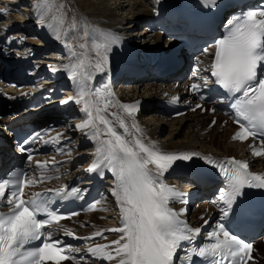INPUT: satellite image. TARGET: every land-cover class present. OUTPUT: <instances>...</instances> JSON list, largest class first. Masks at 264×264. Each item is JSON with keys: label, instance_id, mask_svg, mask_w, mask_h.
I'll return each mask as SVG.
<instances>
[{"label": "snow or ice", "instance_id": "1", "mask_svg": "<svg viewBox=\"0 0 264 264\" xmlns=\"http://www.w3.org/2000/svg\"><path fill=\"white\" fill-rule=\"evenodd\" d=\"M203 2L206 7H215L217 0ZM35 7L50 14L59 11L56 0H40ZM225 28L223 38L215 45L211 76L234 98L230 107L240 130L233 140L244 141L250 136L264 138V76L258 75V69L264 68V9L233 16L226 21ZM56 38L59 39V35ZM116 42L115 38H111L110 43ZM110 43L104 45L102 52L96 50L99 59L94 63L86 62L84 53H81L76 64L65 66L69 79L77 87L76 96L70 99H74L76 104L83 103L81 110L86 116L85 122L78 127L81 130L91 128L92 131L86 135L96 143V158L88 171L101 177L104 169L112 173L114 187L111 195L121 213V226L108 230L121 233L119 239L113 240L110 245L90 247V255L103 261H116V264H175L176 261L194 264L193 255L201 258L203 264H246L245 257L252 259V245L230 233L223 222L207 233L204 243L188 249L184 257L178 256V251L195 243L201 229L190 227L181 219L183 211L177 212L169 206L170 203H185L186 200L183 193L165 183L164 174L176 161H191L194 157L218 168L225 183L219 195L224 205L221 208L223 217L228 216L245 188L264 189V175L250 172L247 162L234 158L213 161L198 153H162L154 144L146 145L142 138L133 136L129 141L125 138L132 135L129 126L118 114L109 113L124 130V135H121L103 114L111 102L100 90L85 87L92 78L90 69L105 71ZM207 82L205 80V85ZM190 90L198 93L200 85L194 83ZM105 91L108 97L112 95L107 89ZM102 97L103 108L99 103ZM94 100L96 103H93ZM120 108L132 119L131 128L139 132L135 122L139 102L134 105L121 104ZM192 110L195 111V108ZM99 125H103V128ZM101 134L106 138L101 139ZM253 155L264 156V148L256 150L253 147ZM149 165L154 166L155 172ZM37 167L43 165L38 164ZM25 176L26 173L14 172L8 178L0 179V207L7 205L9 209L7 213L0 212V264H47L48 261L62 264L74 259L70 249L52 238L54 232L50 230L52 224L58 225L68 217L50 207L51 196L38 193L24 199L25 187L42 182V179H25ZM80 193V189L72 188L57 191L55 196L80 199ZM41 215L45 219H39ZM65 234L74 235L68 230H65ZM95 235L102 234L98 232Z\"/></svg>", "mask_w": 264, "mask_h": 264}, {"label": "bare ground", "instance_id": "2", "mask_svg": "<svg viewBox=\"0 0 264 264\" xmlns=\"http://www.w3.org/2000/svg\"><path fill=\"white\" fill-rule=\"evenodd\" d=\"M3 1L6 2V0H3ZM18 1L20 3L24 2L22 5L27 4V3H25L27 0H12V2H14L15 4ZM37 1L40 2V0H37ZM105 1H107V0H105ZM105 1H103V0H78V1H76L78 9H76L77 11H75L74 14L72 13L73 15L70 16V19H69V26L63 30H60V28L53 26V24L47 25L46 24L47 20L44 19L46 16H43L42 19H44V21H42L43 22L42 26H45V27H43L42 29L46 30V33L45 34L42 33L40 35V37H41L40 41L44 45H41V42H40L41 46L38 47L39 49L36 47L34 49V47L31 46V48H30L29 45H25L23 43L22 45H17L15 48H17L18 50H23L26 48L25 51H29L31 53V55H33V54L37 55L40 48L44 46V49L46 51L50 52L49 55L54 54V56H52L53 58H48V60L51 59L55 65L48 63V62H47V64H51L52 66H49V67H51L52 69L53 68L56 69V67L57 68L58 67L59 68L64 67L65 70L62 72V74H60L57 77L64 84L61 89L66 90V89H68L67 87L70 86L69 82H72L73 80L69 79L68 71H67L65 66L76 64L77 59L81 57V53H84L83 58L85 59L86 62L91 61L94 63L97 59H99L96 50L99 49L102 52L104 45L106 43H110L111 38H115V40L117 42L116 43H110V50L107 52V61L108 62L105 66V71L104 72H97V71H95L94 68L90 69V71L92 72V78L86 82L85 87L90 88L93 91L100 90L101 92L104 93V96L107 97V99L111 102L110 106L108 107L107 112H105L103 114L105 116H107L109 120L112 121V126L115 127L121 135H124V130L119 127L117 119L114 116L108 115L109 113L118 114V116L120 118L124 119L126 125L129 126V131L131 132L132 135L126 136L125 138L127 140L131 141L133 136L142 138L143 142L146 145H153L154 144L156 146V148L160 152H163V153L185 152V151H187V148H186L187 143H183V142H185V140L190 141L191 143H193V142L202 143L201 140L207 139L210 136V134L212 133L213 135H212L211 143L207 144V143L203 142L202 148H204V150H208L209 152H213V149L215 148L214 153L216 155L218 154V155L226 156V157H232L233 155L242 156V154H244V152L246 150V146L242 145L240 143L231 142V138H232V134H233L234 129H233V126H231L230 122H227L224 125L225 127L222 130V133L220 134V135H222V138H226L225 139V142H226L225 146H222L220 142H217L218 139L216 140L217 135H215V133L222 128L221 124L224 123V121L226 120V118H223L222 116L221 117L217 116V115L212 116L209 113H207L206 115L203 116V115H201V113L197 112V113L186 114L184 118L171 119L172 121L170 123V126L176 128L177 132L172 131V132H170V136L166 140L158 141V139L160 137H162L161 136L162 130L160 129V127H158V126L153 127L150 124L156 123V122L160 123L166 117L163 116L162 118H160L162 120H160L159 118H157V117H161V116H158L156 108H152V110L151 109L146 110L145 114H147L146 115L147 120H146V118L135 119V122L139 126V129H140L139 132H137L135 129L131 128V125L133 123L132 119L119 110L118 105H119L121 99L115 95V93L112 91V88H109L108 85H107V87L104 86V88H102V89H97L96 84L99 82V80L101 78H103V80H104L105 77L107 79L112 77L115 74L116 69H119V67H121L120 66L121 64H125V63L130 62L128 57L126 56L127 54L135 57L137 50L136 49L135 50L129 49V47L125 46L126 44H129L130 46H134L133 44L135 43V41H137V43H138V40L143 41L142 39H145L148 36L150 37L153 35H150L148 33L149 35L144 36V38L141 37V35L139 36L136 33H130L129 35H126V33H123V29H121V28H123V26H121V25H116L115 23H109L106 26L102 25L99 27V26H96V24L94 25V24L90 23L89 18H88L89 16H91L93 19H96L99 21L112 22L118 18L116 12H118L120 10L123 11L124 7L121 5L122 3H120V1L118 3L117 2L118 0H117L115 2V4L113 3L115 8H112L111 6H109V3L106 4ZM111 1L112 0H110V2ZM133 1H134V3L132 5L130 14H132V13H134V14L131 16L132 18L129 20L130 22L127 23L126 25H127V28H129V30H131V29H134V27H136L139 22L143 21L142 19H146V21L144 22V23L147 22V25H144L146 27L141 28V29H143L141 31L142 34L146 33L144 31L147 29L148 24H150L151 22H157L158 23V22L162 21L166 12L173 9L174 7L179 5V3H180V0H165V1L164 0H157V2L160 3L159 4V6L161 7L160 9H157V10L153 9V11L146 10L145 12H143L142 15L140 14L139 16H137L135 14L136 11H140L141 9L147 8L148 7L147 2L144 0H132L130 2H133ZM76 2H75V4H76ZM130 5H128V6H130ZM11 6H12V4H11ZM5 8H2V9H5ZM8 8L9 9L11 8L9 6V4L7 5L6 11H5V16L10 15V14H8V12H10V10ZM22 9H24V8H22ZM24 10H26V9H24ZM79 11H81L83 14H79ZM84 11H85V14H84ZM124 12H125V10H124ZM26 17L27 18L31 17V18L35 19L34 17H36V15L33 16L31 14V11H29V13L26 14ZM7 19L8 20H15L16 18L14 19V17L13 18L7 17ZM40 19H41V16H40ZM17 29H19V30H17L15 32L17 34L16 37L19 36L20 38H22L21 36L25 35L26 33H29V31H30L25 26V24H24V26L23 25L18 26ZM6 30L7 29H3L2 32L6 31ZM30 34H31V32H30ZM57 35H59V37H60L59 39L56 38ZM126 36L127 37L129 36V37L127 38ZM160 37L161 36L158 33H156L152 37V39H153V41L156 42V41L160 40ZM8 38H10V39H8ZM11 39H13V38L9 36V32H7L6 34H3V35L0 34V44H6L5 46L10 45V44H12ZM147 41H148V38H147V40L143 41V43L145 44ZM0 53H1V55L5 56V57L13 56V55L21 56L20 54H17L14 51H7L6 52L4 50L3 52L0 51ZM39 55L41 56V53ZM212 55H213L212 51H209L206 54H203L200 57V59H201L200 63L203 66H205L206 63L211 60ZM67 56H69L68 57L69 59L66 58ZM73 57H75V60L70 61V59H72ZM67 60H69L70 62H66ZM11 64H13V66L17 67V68L20 67V68L29 69L30 68L29 66L31 65V59L28 57H18V58H15L14 60L12 59ZM51 68H50V70H51ZM55 69H53V70H55ZM34 81H36V79ZM123 81H128L127 83H135L134 82L135 80L128 78V77L123 79ZM73 82H72V85L69 87L70 92H72ZM41 83L44 84L45 82L43 83V81H42ZM138 83H140V80L138 81ZM57 84H58L57 82L56 83L54 82V84H53V85H55L54 87H43V86L42 87L48 88V89H50V92H52L53 89H51V88H55ZM108 84H110V83H108ZM105 89H107V91L111 92L112 95L110 97L107 96V92L105 91ZM121 89H123V88H121ZM171 90H173V86H171ZM58 93H60V90L56 89V93L53 94V92H52L50 95H52V97H55V98L59 97L58 99H62V98H60V97H62V95H58ZM137 94L135 95L134 93H132V96H134V98H136V97L139 98L137 96ZM75 96H76V93L73 96V98ZM160 99H157V100H160ZM65 100L69 101L70 102L69 105H71V106H69V107L65 106L64 107V110H65V111H63V112H65L64 114H68V116H70L71 114H76L79 118L83 119V123H84L86 120V116H85V113L81 110L83 108V103L76 104L74 102V99H72V101H71L70 99L65 98ZM58 102L60 103V101H57V103ZM93 103H96V101L94 100ZM99 103H100V107L103 108V106H104V98L103 97L101 98ZM70 108H71V111L68 110ZM73 108H74V110L72 111ZM17 110L21 111V112H17V113L13 112L12 113L13 117L25 116L30 112V110H28V109H17ZM93 112L95 114L94 109H93ZM60 115L56 116V114H55V117H52V118L53 119L55 118L57 120V118H59ZM216 117H218L219 120L216 122L215 129L208 132V134H205V131L208 130L210 123ZM208 119H209V121H207ZM71 124L72 123H69V121L67 119H63L61 121V125H62L61 129L63 131H66V133L63 134L62 136H60L59 140L62 139V140L70 141V142H68L69 143L68 146H70V148H69L70 154L65 156V157L63 156V157L59 158L61 161L62 171H68L77 162H79V163L82 162V163H81V167L78 170H75L73 174H70L69 176L66 177V179L64 181L66 185H67V183L72 182V180L75 176L82 175L83 171L86 168H88V166L91 163V158L94 156L95 150H96L95 141L93 139H91L88 135H86V133H90L92 131V129L91 128H85V129L81 130L80 128L79 129L76 128L74 123L72 125ZM99 127L103 128V125H99ZM199 128H200V131H198ZM59 131H61V130H59ZM58 134H60V132H57V135ZM180 135H182V140L180 139ZM204 135H207V136H204ZM100 138L104 139L106 137H104L103 134H101ZM72 139H73V141H71ZM6 140L9 141L8 138H6ZM227 144L229 145L228 147H227ZM181 148H183V149H181ZM177 150H180V152ZM205 153L208 154L207 151ZM228 155H230V156H228ZM246 157H247L248 161L251 160V158H252L248 155H246ZM13 158H15V157H13ZM66 158H69V159L64 161ZM252 163L259 167V166L263 165L264 162L260 159H256V160H253ZM186 186H188V185L184 186V191L188 190ZM206 190H207L208 195H211L213 192V190L211 188H207ZM106 193H107L108 197H107V202H105L106 204L104 203L105 206L103 208H105L107 211L105 213L106 214L105 216L109 215V217H112V222H111L112 226L106 227V225H104L102 223L101 219H99V215H97L96 213H94V211H92L91 213L86 214V215H78L77 218H75V220H73L72 222L66 221V222L61 223L60 226H61L62 231L63 232H65V230L71 231L74 234L71 236H75V237L77 236V238H80L83 236H90L89 238H92L93 236H97L95 234L98 232L101 234L102 233L103 234L108 233V230L112 229V227L115 226L114 223H116L117 219H119L121 217V213H120L119 207L116 204L115 198L111 195V189L106 191ZM85 225H89V228L87 230L80 231L79 229ZM117 226L119 227V224H117ZM114 233H116V234H112V235L108 234V236L104 240L105 241L104 243L97 242L93 245H90V243H86L85 248L89 249L90 247H96L98 245H110L113 240L119 239V237L121 235V233H119V232H114ZM259 243L262 246V249H264V245H263L264 241L261 240ZM114 247L115 246L113 245L112 248H114ZM109 250H111V249H109ZM258 250H259V247H258L257 251ZM261 255L263 256L262 257V264H264V254H261ZM66 264H69V262H67ZM88 264H116V261H103V260L91 257L88 259Z\"/></svg>", "mask_w": 264, "mask_h": 264}, {"label": "rangeland", "instance_id": "3", "mask_svg": "<svg viewBox=\"0 0 264 264\" xmlns=\"http://www.w3.org/2000/svg\"><path fill=\"white\" fill-rule=\"evenodd\" d=\"M9 1H12V0H9ZM74 1L76 2L78 0H72L73 7H74L73 14H74L75 11H77L76 9H78L77 8V2L75 4ZM103 1H105V0H103ZM112 1L110 2V0H107V1H105V3L106 4L109 3V6H111L112 8H115V6L113 5V3L115 4V2L117 0H112ZM119 1H120V3H122L121 5L124 8H123V11L120 10V11L116 12L117 13V17H118L116 20H114L112 22L99 21V20L93 19L91 16H89L88 17L89 18V22L92 23V24H94V25L96 24V26H99V27L102 26V25L103 26H106L109 23H115L116 25H121V26H123V28H121V29H123V33H126V35H129L130 33H136L139 36L141 35V37H143V38H144V36L149 35V34H147L146 31H144V32H146L145 34H142L141 33V31L143 30L141 28L145 27L144 24L142 23V21L139 22L138 25L136 27H134V29L129 30V28H127V25L126 24L130 22L129 20L132 18L131 16L134 14V13L130 14L131 13V8H132V5H133L134 1L133 2H130L132 0H118L117 2L119 3ZM144 1L147 2V6L148 7L145 8V9H141L140 11H136L135 14L137 16H139L140 14L142 15L143 12H145L146 10L153 11V9L154 10H157V9H160L161 8L159 6L160 3L157 2V0H155V1L154 0H144ZM67 2H69V1L67 0ZM23 3H20L19 1L16 4H13L11 2H7V4L4 5V2H2V1L0 2V9L5 8V7L7 8V5L8 4L11 7L10 9H12L11 12L9 13L10 14L9 16H7V15L5 16L4 15V12L5 11H0V34H3L4 33V32H2L3 29H7L6 32L7 31L10 32L9 34H11L12 36L16 37L17 34L15 32L17 30H19V29H17V27L18 26H22V25L24 26V24H25V26L30 30L29 33H26L25 35L21 36L22 38H20L19 36L18 37H19V39L24 40V43L26 45H29L30 48L32 46L35 49V47L38 48L39 46L44 45L40 41L41 40L40 39L41 37H40V34H39V33H42L43 32V29L42 28L45 27V26H42L43 25V22L42 21H44V19L47 20V23H46L47 25L48 24L49 25L50 24H53V26H56L57 28H60V30H63V29H65V28H67L69 26V19H70V16H72L73 14H72L71 11L68 12L64 0H56V4L59 6V11H54L51 14L48 13L46 10H40V11H38V9L35 7V5H37L40 2L37 1V0H27L25 2V3H27L26 5H22ZM11 4H12V6H11ZM128 5H130V6H128ZM22 8H24L26 10H24ZM124 10H125V12H124ZM29 11H31V14L33 16L36 15V17H34L35 19H33L31 17L30 18H27L26 17V14L29 13ZM41 11H43V16H46L42 20L40 19ZM79 14H83V13L81 11H79ZM84 14H85V11H84ZM7 17L8 18H13L14 17V19L15 18L16 19L15 20H8ZM142 20H144V19H142ZM30 32H31V34H30ZM12 36H10V37H12ZM147 38H148V41H149L150 38H152V37L151 36L150 37L148 36ZM147 38H145V39H142L141 38V39L143 41H145V40H147ZM143 41L138 40V43H137V41H135V43L133 45L134 46L137 45V44L140 45V44L143 43ZM40 42H41V45H40ZM24 50H26V48L23 49L22 51H20V53H21L22 56L23 55H26V54H24ZM26 52H29V51H26ZM40 53H41V56L39 55ZM49 54H50V52L46 51L44 49V46H43V47L40 48V50H39V52L37 54L39 56L36 57V58H34L33 61H35L34 62L35 65L34 66L37 67V71H40L42 69L46 73L45 74V76H46L45 78H49V75L51 74L50 71H51L53 73V75L52 76L50 75V79H52V78L55 77L54 75L55 74H58V72H60L62 69H64V67L63 68L62 67L61 68H59V67L57 68L56 67V69L53 68V69H55V71L54 70L53 71L50 70V67L49 66H52L51 64H54V62L51 59L48 60V58H53L52 56H54V54L53 55H49ZM0 55H1V53H0ZM68 57L69 56H67L66 58L69 59ZM72 60L74 61L75 60V57H73L72 59H70V61H72ZM70 61L67 60L66 62H70ZM47 62L48 63H51V64H47ZM46 81L48 82L50 80H45V82ZM43 83H44V80H43ZM133 86L134 87H130V88H132V90L131 91L129 90L128 91V94L131 95L132 93H134L136 95L138 93L137 96H139V98L141 97V98H144V99H150L152 97H153V99L155 98L156 100L157 99H160V98L163 97L161 94L168 93V89H169L167 87L166 88L162 87L160 84L154 83L152 80L151 81H146V82H143V83L142 82L141 83L136 82V84H134ZM118 87H120V86H118ZM121 88L122 87L119 88V92L120 93H122V92L125 93V91H123ZM17 112H21V111H18V110L15 111V113H17ZM201 115L204 116L206 114H201ZM184 117H181V118H184ZM2 118H4L2 120H6L8 118V116L7 115H4ZM157 118L160 119L162 117H157ZM178 119H180V118H178ZM160 120H162V119H160ZM171 121L172 120L169 119V118L168 119L167 118H164L162 120V122H160V123L159 122H156V123L150 124L153 127L154 126H158L162 130V133H161V136L162 137H160L158 139V141L166 140L170 136V132H172V131L173 132H177L176 128L170 126ZM207 121H209V119ZM224 125H225V122L221 124L222 128L215 133V135H217L216 136L217 137L216 140L218 139L217 142H220L222 146H225V144H226V142H225V139L226 138H222V135H220L222 133V130L225 127ZM2 126H3L2 125V121L0 120V129H2ZM214 129H215V126L209 125V128H208V130L205 131V134H208V132H210V131H212ZM198 131H200V128L198 129ZM212 135L213 134L211 133L210 136L207 139L201 140L202 143H197V142L191 143L190 141L185 140V142H183V143H187L186 144L187 145V147H186L187 148V151H185V152H187V153H189V152H191V153H201V152H204L205 153L207 151V153H211V154L214 155L215 154L214 153V149L215 148L213 149V152H209L208 150H204V148H202L203 147V142H205L207 144H210L211 143ZM204 136H207V135H204ZM180 139L182 140V135H180ZM228 146L229 145L227 144V147ZM181 149H183V148H181ZM177 151L180 152V150H177ZM185 152H180V153H185ZM228 156H230V155H228ZM78 168L79 167L75 168L74 171L77 170ZM74 171H72L71 173H74ZM96 214L99 215V219H101L102 223L104 225H106V227L107 226H112L111 225L112 217H109V215L105 216L106 214H105L104 211L96 212ZM87 226L89 227V225H87ZM263 245H264V243H263ZM260 246H261L260 243H258L257 244V249L259 247L258 253H259V258H260V261H261V264H262V257L263 256L261 254H264V252H263L264 249H262V246L261 247ZM69 264H71V263H69Z\"/></svg>", "mask_w": 264, "mask_h": 264}]
</instances>
